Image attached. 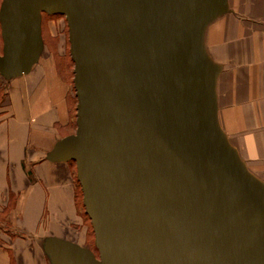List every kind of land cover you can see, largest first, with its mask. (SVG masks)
Returning <instances> with one entry per match:
<instances>
[{
  "label": "water",
  "instance_id": "water-1",
  "mask_svg": "<svg viewBox=\"0 0 264 264\" xmlns=\"http://www.w3.org/2000/svg\"><path fill=\"white\" fill-rule=\"evenodd\" d=\"M226 0H2L0 73H28L42 12L69 27L76 131L49 153L76 163L98 257L49 238L52 264H264V180L216 119L202 28Z\"/></svg>",
  "mask_w": 264,
  "mask_h": 264
},
{
  "label": "crops",
  "instance_id": "crops-1",
  "mask_svg": "<svg viewBox=\"0 0 264 264\" xmlns=\"http://www.w3.org/2000/svg\"><path fill=\"white\" fill-rule=\"evenodd\" d=\"M202 41L220 66L219 127L264 180V0H226V10L202 28ZM70 87L51 58L23 75L0 73V264H52L49 238L88 248L90 221L80 209L72 160L48 157L73 134Z\"/></svg>",
  "mask_w": 264,
  "mask_h": 264
},
{
  "label": "rangeland",
  "instance_id": "rangeland-1",
  "mask_svg": "<svg viewBox=\"0 0 264 264\" xmlns=\"http://www.w3.org/2000/svg\"><path fill=\"white\" fill-rule=\"evenodd\" d=\"M1 1L2 0H0V2ZM41 28H42V37H43L44 46L38 61L41 60V58H43V60H45L46 58H51L59 73L64 75L66 80L70 83L72 102L74 106V117H73L74 126L72 128V132L75 133L77 127L76 106L78 100L74 86V62L72 60L71 51H70L69 27L66 17L62 14H49L46 12H42ZM1 42L2 39L0 33V50H1ZM72 163L75 167L74 176L77 183L78 202L81 211L84 212V214H86L85 207L83 204V191L80 182L77 178L76 163L74 161H72ZM86 216L89 218L87 214ZM89 221H90V231H89L90 238L87 247L92 249L95 255L98 257L99 253L95 245V236L90 218Z\"/></svg>",
  "mask_w": 264,
  "mask_h": 264
}]
</instances>
